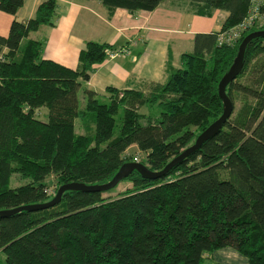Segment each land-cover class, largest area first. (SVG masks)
I'll list each match as a JSON object with an SVG mask.
<instances>
[{"label": "trees", "instance_id": "1", "mask_svg": "<svg viewBox=\"0 0 264 264\" xmlns=\"http://www.w3.org/2000/svg\"><path fill=\"white\" fill-rule=\"evenodd\" d=\"M162 1L102 0L130 11ZM190 1L201 14L226 10L222 27L197 32L165 81L148 90L108 86L107 101L85 86L84 106L83 78L118 47L90 39L77 67L45 57L43 38L30 33L56 24L58 0H43L33 17L14 18L8 34L0 33V209L47 201L65 182L108 181L136 160L132 144L146 152L137 161L159 170L222 114L219 82L243 37L264 24L219 44V32L242 20L252 0ZM23 3L0 0V9L16 13ZM226 90L234 109L222 128L166 173L134 169L115 194H105L113 187L67 189L54 205L0 215V264H202L226 245L249 264H264V36L247 44ZM144 103H157L161 114L141 112ZM13 173L30 179L11 186Z\"/></svg>", "mask_w": 264, "mask_h": 264}, {"label": "crops", "instance_id": "2", "mask_svg": "<svg viewBox=\"0 0 264 264\" xmlns=\"http://www.w3.org/2000/svg\"><path fill=\"white\" fill-rule=\"evenodd\" d=\"M42 1L24 0L16 13L0 9V33L8 34L14 18L33 17ZM57 14L56 24H42L30 33L43 38L45 57L77 67L80 50L90 39L118 47L116 54L94 64L83 78L85 86L107 95L108 86L148 90L152 82L165 81L170 68L181 65L182 53L193 50L195 34L220 29L228 12L216 8L201 14L190 0H163L154 9L135 11L119 6L110 9L102 0H58ZM202 264L249 261L235 246L226 245L215 249Z\"/></svg>", "mask_w": 264, "mask_h": 264}, {"label": "water", "instance_id": "3", "mask_svg": "<svg viewBox=\"0 0 264 264\" xmlns=\"http://www.w3.org/2000/svg\"><path fill=\"white\" fill-rule=\"evenodd\" d=\"M256 36H264V28L252 30L243 37L239 44L238 51L233 63L231 64L230 68L223 74L219 82V94L223 98L224 102V109L222 114L213 122H211L205 129H203L198 134L196 140L192 144L188 145L180 153L172 157L171 160L163 168L159 170H154L141 161H126L121 165L115 175L108 181L98 183H86L82 181L65 182L58 187L57 192L51 199L44 202L27 203L12 208H3L0 209V215H8L22 209H37L40 207L54 205L61 200L64 191L67 189L108 190L114 187L121 179L129 175V173L134 169L139 170L142 174L149 177H158L166 173L171 167L180 163L186 156H188L193 151L197 150L206 139L219 132L224 122L232 114L234 109V103L229 94L227 93L226 87L227 84L231 80H233L236 75L242 70L247 44L251 41V39Z\"/></svg>", "mask_w": 264, "mask_h": 264}, {"label": "rangeland", "instance_id": "4", "mask_svg": "<svg viewBox=\"0 0 264 264\" xmlns=\"http://www.w3.org/2000/svg\"><path fill=\"white\" fill-rule=\"evenodd\" d=\"M177 63H179V61H177ZM84 87L85 85H83L79 91V98H80V105L81 106H84L85 105V93H84ZM99 98L100 100L102 101H107L108 100V97L104 94H100L99 95ZM139 110L145 114H152V115H155V116H159L161 114V107L155 103V104H151V103H144L142 104L140 107H139ZM123 113H124V108H123V105L120 107V110L118 112V114L116 115V125H115V128H114V136L118 135L120 133V128H121V124H122V121H123ZM40 117L42 119H47L48 118V115H47V108L44 107L41 114H40ZM78 130H80V128H77ZM130 152H136V155H138L141 159H145L146 158V152L143 151V150H138L133 147V148H130L129 150ZM30 178L29 177H22L19 175V173H13L12 176H11V180H10V185L11 186H16L18 184H21V183H24L26 181H28ZM128 185H130L129 181L126 180V179H121L117 184L116 186H114L112 188V191H107L105 194H109V193H112V194H115L121 190H124Z\"/></svg>", "mask_w": 264, "mask_h": 264}, {"label": "built area", "instance_id": "5", "mask_svg": "<svg viewBox=\"0 0 264 264\" xmlns=\"http://www.w3.org/2000/svg\"><path fill=\"white\" fill-rule=\"evenodd\" d=\"M255 24H264V0H252L251 6L246 16L238 23L221 30L218 34L219 44L236 42L243 31ZM119 50H108V54H116ZM139 160V156H136ZM49 191L52 189L49 188Z\"/></svg>", "mask_w": 264, "mask_h": 264}]
</instances>
